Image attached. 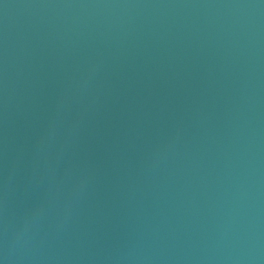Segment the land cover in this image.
Returning <instances> with one entry per match:
<instances>
[{
  "label": "water",
  "instance_id": "water-1",
  "mask_svg": "<svg viewBox=\"0 0 264 264\" xmlns=\"http://www.w3.org/2000/svg\"><path fill=\"white\" fill-rule=\"evenodd\" d=\"M0 264H264V0H0Z\"/></svg>",
  "mask_w": 264,
  "mask_h": 264
}]
</instances>
